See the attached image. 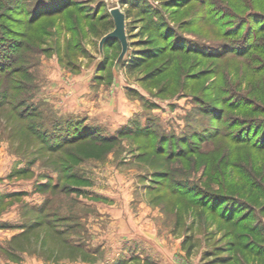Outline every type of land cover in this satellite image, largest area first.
<instances>
[{
  "label": "rangeland",
  "instance_id": "obj_1",
  "mask_svg": "<svg viewBox=\"0 0 264 264\" xmlns=\"http://www.w3.org/2000/svg\"><path fill=\"white\" fill-rule=\"evenodd\" d=\"M0 56V264H264V0H0Z\"/></svg>",
  "mask_w": 264,
  "mask_h": 264
},
{
  "label": "trees",
  "instance_id": "obj_2",
  "mask_svg": "<svg viewBox=\"0 0 264 264\" xmlns=\"http://www.w3.org/2000/svg\"><path fill=\"white\" fill-rule=\"evenodd\" d=\"M135 4V3H133ZM44 6H48V9L45 10ZM55 4L53 2L51 3H46V4H41V6L35 7L33 9H28L27 10V17H30V21L36 20L40 17H44L47 15H53L57 14L59 11L63 10V6L61 8H58L55 10L54 7ZM66 7V6H64ZM135 7L137 9H142V6L139 4H136ZM38 9L40 10H45L43 13L38 12ZM138 11V10H136ZM163 29L166 26L165 21L163 24H160V26H157L155 29V34L161 33L162 28ZM171 33V32H168ZM159 37V36H157ZM114 41H119L116 38H108L105 40L103 46H111ZM120 43V42H119ZM121 47V45H120ZM1 57V56H0ZM143 54L140 55H134L130 56L128 59L124 58L122 65L123 66H129V67H134L136 65H139V60H144L143 59ZM2 60H0V67H2ZM61 119V118H60ZM58 118H52V124L50 127H47L46 124L42 121H37V126H34V130L40 134L39 137L42 139V142L46 145H48V148L50 150H58L61 149L63 146L68 145V144H73L74 142L80 140V139H98V140H103V141H111L112 139H115V135L111 134H101L102 128L99 126H92L90 125H85L83 122L79 119H76L75 117H66L62 118L64 121H61ZM45 126L47 128H45ZM33 128V125H32ZM125 132V130H123ZM122 131V132H123ZM160 144V142H158Z\"/></svg>",
  "mask_w": 264,
  "mask_h": 264
},
{
  "label": "water",
  "instance_id": "obj_3",
  "mask_svg": "<svg viewBox=\"0 0 264 264\" xmlns=\"http://www.w3.org/2000/svg\"><path fill=\"white\" fill-rule=\"evenodd\" d=\"M109 12L114 21V28L101 37L99 45L102 49V46L106 39L116 38L119 40L121 50L115 61V66L117 67L123 62L125 54L128 50V41L125 31V14L119 7H113L109 10Z\"/></svg>",
  "mask_w": 264,
  "mask_h": 264
}]
</instances>
